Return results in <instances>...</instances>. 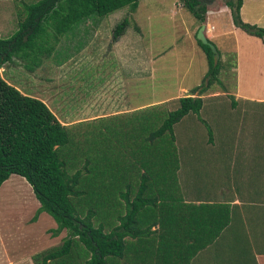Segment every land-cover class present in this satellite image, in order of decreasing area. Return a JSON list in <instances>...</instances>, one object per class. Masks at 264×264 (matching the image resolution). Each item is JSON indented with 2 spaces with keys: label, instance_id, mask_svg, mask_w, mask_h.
<instances>
[{
  "label": "rangeland",
  "instance_id": "1",
  "mask_svg": "<svg viewBox=\"0 0 264 264\" xmlns=\"http://www.w3.org/2000/svg\"><path fill=\"white\" fill-rule=\"evenodd\" d=\"M178 1L179 0H142L139 3L138 10L135 12H129L127 8H124L102 19L96 16L90 17L86 22L73 26L68 33L60 37L57 51L52 54L51 59H46V61H48L46 67L48 65L50 69L52 64L55 63L54 65L59 66V64L56 63H61L63 65L64 78L67 80L68 84H70V81H73L80 90L91 91L90 89L100 81V78L97 76V71H94L92 68H87L89 62L92 61V57L86 53L79 52H81L82 49L87 50L86 44H88L93 36V29H97L99 26L101 32H109L108 37L110 38L115 26L127 18L130 24L127 29L134 32L135 35L141 38L140 29H142V31L144 30V43H146L144 47L147 49H143L140 57L143 60L142 64H144L143 73H150L152 76L150 75L149 79L144 78V82L142 83L143 104L146 105L150 100L151 102H156L165 97L173 98V101L171 100L170 103L155 105V108L153 107L154 109L150 111L152 115L155 114L159 117L158 125L154 128L155 130L167 116L168 112L177 109L175 101L186 95L184 94V89L189 91L199 86L206 74L205 72L201 78L202 71H207L206 58H202L203 55L199 53L200 51L197 52L194 49L187 48L188 37L192 38V34L195 33L191 27V24H193L195 20L189 13H186L189 18L186 17V15L182 16L180 13L177 17L175 14H172L173 9L176 7L175 3ZM216 3H223V1L213 0L208 6H214ZM7 16L8 15H5V17ZM217 25L218 31L221 30L222 26L226 25L224 17L218 18ZM135 27L138 28V31ZM238 30L239 32L237 31L236 35L237 40L228 36L227 38H221V35H219L217 39L212 41L219 49L224 46L227 47L229 53L226 60L228 62L227 65L226 63L223 66L221 65L219 74L220 83H214L206 92L209 97L216 95L222 96L221 99L216 100L218 101V105H220L219 103L221 100L227 101L226 106L222 107L223 109L219 112L220 119L218 121L223 120V125L218 128L219 130H216L218 137L224 132L223 140L218 141V143L222 149L221 154L224 160L221 161L224 165L222 167V172L226 171V173L231 167L242 166L245 160L251 156L254 149L252 146L253 141L255 146L258 145V148H261V143L258 138L264 142V134H261L264 132V109L261 110L259 115L248 118L243 113H240L243 110L239 107L243 105L250 107L251 104L239 100L238 107L235 109L237 115L230 116L228 114L230 113V108L228 106L231 105L230 102L234 99L233 93L235 94L237 85L236 74L233 73L234 70L231 71L232 62L236 55L240 62L239 65L244 67V74H246L245 79L251 78L254 83V90L252 89L253 86L251 82L250 85L242 82L240 90L245 91L252 89V95L257 94L258 97L264 94V78H261L263 81H258L259 75L257 71L261 68V61H259L258 58L260 47L256 41L262 46H264V44L258 38L255 39L256 41L249 39V37L252 36L241 29ZM102 37L104 38V36ZM103 38H100V41H102ZM113 44L114 42L111 37L106 43L105 50L101 48V52L98 53L100 59L97 60L99 63L106 60L105 58L109 53L108 51ZM170 47L172 48L169 49ZM237 48H239V54H237ZM241 55L242 58H240ZM243 55H245L244 58ZM263 56L264 50L261 58ZM138 57L137 53V58ZM151 63H154L152 67L150 66ZM16 65L23 70L24 67L21 63ZM11 66L14 67V63H12ZM233 66H235V62H233ZM41 67L35 69V75H30V72L24 68V76L27 78L24 79L23 83H29L31 80L36 79L44 84L50 76L47 77L48 71L46 69L40 72V69L43 68ZM21 70L20 72H22ZM3 75L4 77L14 79V83H18L19 81V83L23 85L20 81L24 78L23 74L8 68L4 71ZM28 75L33 77V79ZM45 77L47 78L44 79ZM67 90L70 91V88L67 87ZM203 95L201 98L204 97ZM210 101L211 100H207L208 103ZM157 107L158 109L156 110ZM206 115L207 113L204 112V117ZM200 119L201 118L197 115L190 114L178 124L174 125V143L172 147L171 142H169L168 145L169 148H173L172 150H175L177 153L180 152L179 155L181 158H179L178 161L187 158H197L198 160L200 155L202 157L209 156L211 151L204 146L206 142H203L206 128L203 126ZM143 123V115L135 113L131 116L106 118L98 120L97 122L95 121L94 123H85L69 128V144L71 145L67 152L69 153L70 150L72 152L73 149L74 156H68V153L62 151L65 155L68 154L66 155V164L72 165V169H70L68 173L73 174L74 171L78 169H80L81 172L83 170L81 183L84 185L80 184L78 190H84L85 192L74 200L79 212L78 214L80 217L84 218L89 209L95 208L91 203L103 201L105 199L108 200V202L105 200L107 202L106 206H102L104 209H102V207L100 208V214L96 213L95 217L92 219L95 226L101 224L103 220H106L105 223H107V221L108 223L110 222L111 225H107V231L110 229L108 226L118 224L115 215L120 212L123 213L124 206L123 203H119L120 198L118 194H115L113 191L111 195H108V191L112 189L115 180L117 181L118 172L122 171L121 169L126 167L127 164L134 165L138 162L137 154L144 149L142 144L143 138L146 136V133L144 134L145 129ZM118 164L123 166H117ZM94 165H98V168L93 170ZM111 168H115V174H105L108 173ZM89 171L91 172L88 173ZM226 173L224 177H228ZM25 184L26 185L17 186L13 184V187L9 188V183V187L3 189V192L11 190L19 192L20 196L7 197V195H3L4 193L0 192L2 195L0 198V264H8V261L10 264H36L34 261L36 256L38 257L37 264H41V255L52 248H59L66 236V231H62L59 236L55 238L51 237L49 233V229L51 228L46 227H48V223H52L53 226H56V224L46 213H42L38 221L35 222V225L31 227L28 226L27 228L26 226L22 229L24 224H18L22 218L26 219L30 216L32 210L36 209L39 204L33 195L30 185L26 181ZM240 184L244 187L242 189L245 190V186H243L244 183ZM191 190L190 188V191ZM224 201H227V199H224ZM109 207L110 210L108 209ZM149 245L150 243H146V245L143 246V250L149 249ZM2 246H7L5 252ZM82 248V244L74 248V258L78 264H87L90 256L88 254L86 255ZM127 249V255L124 261H122L126 262V264H162L160 261L152 260L150 253H147L139 260V258H136L133 245L128 244ZM130 250L132 252H130ZM8 256L11 257L8 258ZM53 262L55 263V261ZM107 264L122 263L119 259L110 258L107 260Z\"/></svg>",
  "mask_w": 264,
  "mask_h": 264
},
{
  "label": "trees",
  "instance_id": "2",
  "mask_svg": "<svg viewBox=\"0 0 264 264\" xmlns=\"http://www.w3.org/2000/svg\"><path fill=\"white\" fill-rule=\"evenodd\" d=\"M140 1L39 0L33 4H21L22 17L18 22L17 31L8 39H0V69L17 60L26 70L33 72L52 55L55 45L60 43V37L68 33L73 26L82 24L94 16L102 19L124 8L135 12ZM222 1L230 10L233 25L260 39L264 44V29L241 20L239 10L242 0ZM180 2L200 27L205 23L207 6L213 0ZM129 25L127 18L117 24L112 31V41H117ZM135 29L138 31L137 27ZM196 42L207 61V71L201 84L190 90L188 95L178 98L175 101L177 109L168 112L155 130L159 117L150 112L155 107L137 112L144 118V149L138 152L136 164H127L123 169L120 168L123 173L118 172L117 181L115 180L112 189L108 191V195L113 191L118 194L119 203L124 204L123 213L115 215L118 224L108 226L109 231L106 228L111 225L110 222L105 223L106 220H103L95 226L92 221L96 213L100 214V208L105 207L108 200L91 203L95 208L89 209L84 218L78 214L74 200L85 192L78 190L80 184H83V170L68 173L72 165L66 164V155L74 156L72 148V152H67L71 145L69 129L60 124L44 103L20 93L8 84L0 73V186L11 175L25 179L40 204L32 221H36L39 214L46 213L56 223V228L49 231L51 237L55 238L62 231H66L59 248H52L41 255V264H78L74 258V248L81 244L83 252L90 256L87 264H107L110 258H124L128 244L132 245L127 239H142L151 233V224L148 225L143 212L156 206L157 200L167 198L165 190H170L171 180L173 184H177L174 186L180 192L175 173L180 164V152L177 153L168 145L171 142L172 147L174 143L173 127L190 114L199 116L203 107L201 96L214 83H220V62L215 65L209 46L197 40ZM224 106L226 102H220L218 112ZM200 121L206 128L203 142L212 143L215 133L207 123L202 119ZM223 138L224 135L220 136L218 141ZM62 151L68 154L65 155ZM96 168L98 165H94L93 170ZM109 173L115 174V168L109 169L105 174ZM162 182L165 184L162 185ZM186 206L207 213V244L216 239L230 221V206L227 204ZM108 209L110 210V207ZM138 251L136 249V252ZM37 259L36 256V264Z\"/></svg>",
  "mask_w": 264,
  "mask_h": 264
},
{
  "label": "crops",
  "instance_id": "3",
  "mask_svg": "<svg viewBox=\"0 0 264 264\" xmlns=\"http://www.w3.org/2000/svg\"><path fill=\"white\" fill-rule=\"evenodd\" d=\"M38 1L0 0V39L10 38L17 31L18 22L22 17L21 4H33ZM175 6L172 14L177 17L180 13L182 16L186 15L188 17L187 14L189 12L180 0L175 3ZM239 14L244 23L264 29V0H242ZM5 15L8 16L5 17ZM189 15L191 14L189 13ZM220 17H224L226 25L222 26L221 30L218 31L217 21ZM193 19L195 21L191 24V27L195 33L192 34V38L187 36V48L194 49L197 52L200 51L199 53L203 55V57H200L204 59V53L197 42H195L196 40L194 41L200 24L194 17ZM204 24L206 26L205 35L210 42L217 39L219 35H221V38H227L228 36L237 40L236 35L239 30L232 24L230 10L224 3L207 6ZM140 31L141 38L127 29L114 42L108 51L106 60L99 63L97 61L100 59L98 53L101 52V48L105 50L106 43L112 36L109 38V32L107 31L101 32L99 26L97 29H93V36L86 44L87 50L82 49L79 52L86 53L92 57V61L89 62L87 68L97 71V76L100 78V81L90 89L91 91L80 90L73 81L68 84L64 78L63 65L56 63L59 64L57 66L54 63L49 69L48 65L46 67L48 62L46 60L41 65L43 68L40 66L42 68L40 72L46 69L48 71L47 77L50 76L44 84L36 79L31 80L29 83L25 82L26 84L23 83L27 77L24 76V68L21 70L16 65L20 64L17 60H13L14 67L11 66L12 64L4 65L1 68L2 70L0 69V73L5 81L20 91V93L44 103L60 124L68 129L106 118L131 116L145 108L173 101L172 97H165L156 102H151L150 100L146 105L143 104L142 83L144 78L149 79L152 74L143 73L144 64H142L143 60L140 56L143 49L147 48L144 47L146 45L144 43V30L140 29ZM100 38H103V40L100 41ZM249 39L256 41L255 39L257 38L252 36ZM256 43L260 47L258 58L261 61V68L257 71L259 75L258 81H263L261 78H264V56L261 58V55L264 46L257 41ZM58 45H55L54 52L57 51ZM213 45L217 47L216 49L219 53L218 62L222 66L225 63L227 65L228 61L226 58L229 53L227 47L224 46L219 49L216 44ZM239 52V48H237V54ZM244 57L245 55H243ZM49 58L51 59L52 55ZM240 58H242V55ZM233 62H235V66H233ZM233 62L231 71L234 70L233 73L236 74L237 85L235 94L233 93L234 96L232 95L234 99L232 98L233 101L228 106L230 108V113L228 114L230 116L237 115L235 109L238 107V101L242 100L251 105L250 107L245 105L239 107L243 110L240 113H243L248 118L257 116L264 109V94H261L262 96L260 97L257 94L252 95V89L254 90L253 80L251 78L245 79L244 67L239 65L240 62L237 55ZM153 64L151 63L150 66L152 67ZM8 68L23 74L24 78L20 80L23 85L19 81L14 83V79L4 77L3 73ZM205 72L206 70L202 71L201 78ZM29 74L35 75V72L33 71ZM30 78L33 79L31 76ZM242 82L249 85L251 82L252 89L240 90ZM67 87L70 88V91L67 90ZM184 90V94L188 95L190 90ZM203 96V107L198 117L209 125L211 131L215 132L213 142L204 144L211 151L209 156L202 157L200 155L198 160L197 158L179 160L180 164L175 173L180 192L174 186L177 184H173L170 181V190H165L167 198L157 200L156 206H152L147 212H143L144 219L147 220L148 225L151 224V233L144 237L147 239L127 240L133 245L134 249L139 250L136 252L135 249L136 258L144 257L147 253H150L152 260L160 261L162 264H264V185H262L264 184V142L257 137L261 143V148H258V145L255 146L253 141L252 146L254 149L250 158H247L242 166L231 167L227 173L226 171L222 172V167L224 166L221 163L223 160L222 149L218 143L219 137L216 134V130H219L218 128L223 125V120L218 121L220 119L218 117L219 105L218 101H216L221 99L222 96L209 97L208 93H204ZM207 100L211 101L208 103ZM222 101L227 102L224 100L220 102ZM204 112L207 113L205 117ZM261 134H264V132ZM223 135L224 132L221 136ZM225 173L228 174V177H224ZM168 179L169 176L167 175L166 180ZM9 183L10 187L8 186ZM240 183H244L245 190L242 189L244 187ZM13 184L15 186L26 185L25 179L17 175H11L0 186V192L4 193L3 195H7V197L20 196L19 192L14 190L3 192L5 187L12 188ZM164 184L162 182V185ZM166 184L169 185L168 183ZM190 188L192 189L191 191ZM1 197L2 195L0 194ZM224 199H227V201H224ZM189 204L195 206L200 204H227L230 206V221L228 225L209 244H207V213L193 209L194 207H187L186 205ZM39 207L40 204H38L36 209L32 210L30 216L26 219L22 218L18 222V224H24L22 229L26 226L28 228V226L35 225L42 213L38 215L34 222L32 217ZM48 224L46 228H51L49 231L56 228L52 223ZM146 243H150L149 249L143 250V246ZM6 247L2 246L4 252ZM126 255L124 258L119 259L122 264H126V262H122ZM10 257L8 256V258ZM8 264H10L9 261Z\"/></svg>",
  "mask_w": 264,
  "mask_h": 264
},
{
  "label": "water",
  "instance_id": "4",
  "mask_svg": "<svg viewBox=\"0 0 264 264\" xmlns=\"http://www.w3.org/2000/svg\"><path fill=\"white\" fill-rule=\"evenodd\" d=\"M205 30H206V26H205V24H202L197 30L196 40L199 41L203 45L209 46V48L211 49V52L213 54L214 64L216 65L219 61V53H218L216 47L208 41V39L205 35Z\"/></svg>",
  "mask_w": 264,
  "mask_h": 264
}]
</instances>
